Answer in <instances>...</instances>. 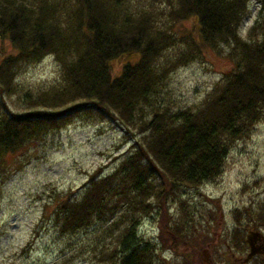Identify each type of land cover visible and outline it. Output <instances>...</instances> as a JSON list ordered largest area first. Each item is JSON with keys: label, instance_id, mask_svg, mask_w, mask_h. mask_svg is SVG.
<instances>
[{"label": "trees", "instance_id": "trees-1", "mask_svg": "<svg viewBox=\"0 0 264 264\" xmlns=\"http://www.w3.org/2000/svg\"><path fill=\"white\" fill-rule=\"evenodd\" d=\"M254 1L242 38L251 0H0V40L10 44L0 56V175L21 168L27 143L75 118L119 124L131 142L114 169L49 196L41 214L57 235L94 226L100 264H164L158 253L176 250L185 232L165 218L151 241L137 233L142 217H167V200L186 217L181 195L216 177L231 143L264 118V0ZM218 53L229 65L196 108L162 102L168 70ZM43 55L58 62V82L11 110L4 97L18 69ZM252 215L264 226V207Z\"/></svg>", "mask_w": 264, "mask_h": 264}, {"label": "rangeland", "instance_id": "rangeland-1", "mask_svg": "<svg viewBox=\"0 0 264 264\" xmlns=\"http://www.w3.org/2000/svg\"><path fill=\"white\" fill-rule=\"evenodd\" d=\"M257 2L248 3L239 27L242 38L259 12ZM184 25L186 21L180 27ZM9 45L0 40V56L3 50L9 51ZM170 49L165 58H173ZM222 56L196 58L168 70L160 90L162 102L174 109L196 108L228 67ZM122 61L113 59L112 68L117 71ZM59 74L52 55L22 64L15 79L17 86L4 97L5 103L11 110H20L23 94L48 89L58 82ZM123 133L119 124L109 120L95 124L75 118L26 144L19 158L21 168L0 175V264H100L95 254L102 236L94 232L96 228L57 235L51 220L41 214L42 204L58 191L78 193L89 172L113 170L118 155L125 153L131 142ZM230 147L216 177L181 195L186 217L182 218L175 200H167L162 208L167 217L154 211L142 217L137 233L151 241L165 218L171 225L178 222L185 232L176 250L165 247L158 253L164 264H229L237 261L233 259L237 256L247 261L246 233L257 230L264 235V226L252 215L264 207V118ZM247 209L252 217H245ZM247 220L256 229L245 227ZM262 259L260 264H264V256ZM254 261L249 259L246 264H258Z\"/></svg>", "mask_w": 264, "mask_h": 264}, {"label": "flooded vegetation", "instance_id": "flooded-vegetation-1", "mask_svg": "<svg viewBox=\"0 0 264 264\" xmlns=\"http://www.w3.org/2000/svg\"><path fill=\"white\" fill-rule=\"evenodd\" d=\"M250 231H252V230H250ZM249 239H251L250 240L251 244H253L256 248H257L258 245H260L259 247H264V235H261L260 234V236H259V234H256V235L250 234ZM245 242L247 244V249H248L247 250V253H248V251L250 250L249 249V244H248L247 241H245ZM247 253H246L245 256H247ZM263 256H264V253L263 252L257 251L253 255L249 256V258L247 259V261H249V259H251V260H254L255 259L254 263H256V262H258V260H261ZM233 259H237V261H235V262L233 261V262H231L229 264H246L247 263V261L240 260L241 259L240 256L233 257ZM258 264H260V262H258Z\"/></svg>", "mask_w": 264, "mask_h": 264}, {"label": "water", "instance_id": "water-1", "mask_svg": "<svg viewBox=\"0 0 264 264\" xmlns=\"http://www.w3.org/2000/svg\"><path fill=\"white\" fill-rule=\"evenodd\" d=\"M250 234H254V235L259 234V236H260V233L257 230L256 231H248V233L246 234V239H247L246 241L248 242L249 249H250L247 253V256H251L257 251H261L264 253V247H259L260 245H258L256 248L253 244H251V242H250L251 239H249Z\"/></svg>", "mask_w": 264, "mask_h": 264}]
</instances>
